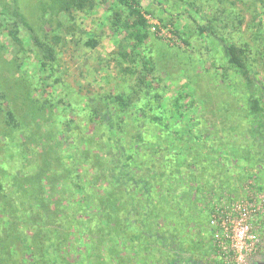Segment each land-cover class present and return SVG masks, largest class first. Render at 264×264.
Returning a JSON list of instances; mask_svg holds the SVG:
<instances>
[{"label":"rangeland","instance_id":"1","mask_svg":"<svg viewBox=\"0 0 264 264\" xmlns=\"http://www.w3.org/2000/svg\"><path fill=\"white\" fill-rule=\"evenodd\" d=\"M116 2L0 0V264L256 260L264 124L251 122L220 37L264 80V0H141L163 122L129 109L108 135L83 109L130 93L141 68L112 24ZM35 42L55 50L54 87L40 81Z\"/></svg>","mask_w":264,"mask_h":264},{"label":"trees","instance_id":"2","mask_svg":"<svg viewBox=\"0 0 264 264\" xmlns=\"http://www.w3.org/2000/svg\"><path fill=\"white\" fill-rule=\"evenodd\" d=\"M117 2L109 8L113 12V26L118 31L126 32L125 39L131 49L133 57L140 61L141 68L138 71V84L130 93L118 92L98 96L86 103L83 109L84 114L96 123L100 120L104 123L108 135L113 131L112 116L116 117L122 113L134 110L144 114L147 121L151 124L162 123L163 117L155 112L156 103H159L161 94L153 86L154 77L147 64L146 54H144V44L151 34V24L143 9L141 0H116ZM1 20L4 22L7 14ZM208 28L200 27L201 32L208 31ZM12 37L18 38L13 33ZM189 44V41L184 39ZM223 54L229 67L239 73L243 80L245 90L248 93V110L250 112L251 122L264 124V80L253 70L250 55L247 50L225 37H220ZM33 56L40 74V81L47 87H54L59 82L58 70L55 66V50L46 42H35ZM188 100L187 102H189ZM186 104V103H184ZM9 117L14 120L15 116L11 109H8ZM168 116V115H167ZM128 156L130 152L126 151ZM112 199V198H111ZM107 199L110 204L114 203L113 199ZM105 202V201H104ZM111 214V213H110ZM113 214V213H112Z\"/></svg>","mask_w":264,"mask_h":264},{"label":"flooded vegetation","instance_id":"3","mask_svg":"<svg viewBox=\"0 0 264 264\" xmlns=\"http://www.w3.org/2000/svg\"><path fill=\"white\" fill-rule=\"evenodd\" d=\"M259 258L254 261H250L248 264H264V246L258 252Z\"/></svg>","mask_w":264,"mask_h":264},{"label":"built area","instance_id":"4","mask_svg":"<svg viewBox=\"0 0 264 264\" xmlns=\"http://www.w3.org/2000/svg\"><path fill=\"white\" fill-rule=\"evenodd\" d=\"M225 235L229 237V233H226Z\"/></svg>","mask_w":264,"mask_h":264}]
</instances>
